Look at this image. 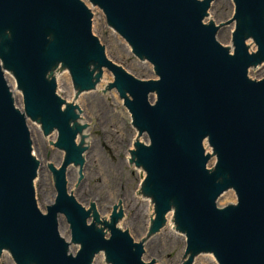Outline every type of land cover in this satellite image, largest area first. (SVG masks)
Listing matches in <instances>:
<instances>
[{"label":"water","instance_id":"1","mask_svg":"<svg viewBox=\"0 0 264 264\" xmlns=\"http://www.w3.org/2000/svg\"><path fill=\"white\" fill-rule=\"evenodd\" d=\"M83 1L0 0V251L10 264H92L96 254L104 264H153L142 261L139 240L117 228L122 214L115 211L111 220L116 203L102 223L96 206L86 202L87 212L73 198V186L71 196L65 186L66 167L79 181L86 125L79 122L77 105L65 101L61 107L52 76L64 73L71 97L91 85L99 93L109 90L133 127L118 93L108 88L113 74L135 127L150 140L143 145L144 136L129 155L134 128L125 159L139 175L135 193L153 199L146 198L143 235L167 223L186 234L193 257L264 264V0H227L231 18L224 23L235 15L237 28L231 25L229 45L223 46L234 56L217 41L219 29L204 23L213 0H90L134 59L155 67L157 76L145 63L152 78L158 77L150 81L108 60L93 33V6ZM250 39L256 54L249 53L257 49L251 41L247 46ZM15 103L37 133L46 135V144L60 149L58 168L44 167L52 200L41 205L46 214L36 199L39 162L27 118ZM142 181L148 196L140 192ZM182 233L180 264L191 257L185 256Z\"/></svg>","mask_w":264,"mask_h":264},{"label":"rangeland","instance_id":"2","mask_svg":"<svg viewBox=\"0 0 264 264\" xmlns=\"http://www.w3.org/2000/svg\"><path fill=\"white\" fill-rule=\"evenodd\" d=\"M91 10L94 15L93 32L104 47L106 57L140 80L153 79L142 59H134L135 53L128 52L126 41L117 39V33L109 30V24L102 23L98 7H91ZM207 13L212 22L221 26L218 41L229 45L231 25L222 24L231 18L227 0H213ZM57 83L58 93L66 101L73 99L69 96V88L72 87L65 75ZM87 92L80 97L79 106L83 120L89 125L88 148L83 159L80 158L79 181L75 180L72 167H66L68 194L73 186V198L85 208L86 202L95 204L101 216L108 213L109 206L115 208V203L122 206V211L118 207V212L124 217L120 228L134 241L145 244L144 261L180 264L184 251L180 232L163 224L159 225L156 233L143 235L146 198L135 193L139 175L125 162L134 127L128 126L122 104L109 90L99 93L93 88ZM31 141L39 162L35 180L36 199L43 211L41 205L52 204L49 170H44V167L48 163L58 168L60 149L47 145L46 136L37 133L35 128L31 131ZM0 264H10L5 253ZM92 264H104L99 254L95 255ZM192 264H214V261L211 255L201 256L196 257Z\"/></svg>","mask_w":264,"mask_h":264},{"label":"bare ground","instance_id":"3","mask_svg":"<svg viewBox=\"0 0 264 264\" xmlns=\"http://www.w3.org/2000/svg\"><path fill=\"white\" fill-rule=\"evenodd\" d=\"M64 75V73H60V74H57V75H54V79L56 80L55 82H56V84L58 85V83L57 82H59V80H60V78L62 77ZM98 89V87H96V90ZM84 93H81V94H79V95H77V96H74L73 97V99H71V100H68V101H70V104L71 105H77V111H78V117H79V122L80 123H82V124H85L86 125V129H85V134H84V139H83V144H82V149H81V156H80V158L82 159V155L84 154V152H85V150L88 148V135H89V131H88V129H89V125L88 124H86L85 123V121L83 120V117H82V113H81V111H82V109L80 108V106H79V99H80V97L83 95ZM66 100H63V102H65ZM28 125H29V128L31 129V131H32V128L34 129L35 127H34V125L32 124V122H29L28 123ZM46 136V135H45ZM34 154V153H33ZM35 155V154H34ZM36 159H38V158H36ZM34 185H35V182H34ZM122 204V203H121ZM120 204V205H121ZM118 207H120V210H122L121 209V207L122 206H118ZM123 208V207H122ZM94 212H97V213H99V211L97 210V211H94ZM99 215H100V213H99ZM123 218L124 217H122L118 222H117V227H119L120 228V226H121V221L123 220ZM164 224H167V223H164ZM169 225V224H168ZM170 226V225H169ZM170 228H172L174 231H176V232H179V231H177L176 229H174L173 227H171L170 226ZM121 229V228H120ZM122 230V229H121ZM144 247H145V244H144ZM5 252H4V250H1L0 251V258H1V256L4 254ZM190 258H188V260H189ZM193 260H194V258H192ZM156 264V263H155Z\"/></svg>","mask_w":264,"mask_h":264}]
</instances>
